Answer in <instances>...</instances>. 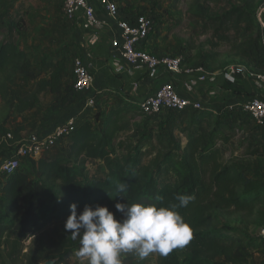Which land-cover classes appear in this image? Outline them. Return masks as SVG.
<instances>
[{
    "label": "trees",
    "instance_id": "16d2710c",
    "mask_svg": "<svg viewBox=\"0 0 264 264\" xmlns=\"http://www.w3.org/2000/svg\"><path fill=\"white\" fill-rule=\"evenodd\" d=\"M1 6L7 7L3 0ZM5 26L10 34L23 29L16 22ZM18 74L23 81L35 78L26 52L8 37L0 43V159L12 152L25 131L17 118L38 110L41 94L51 96L50 105L40 110L39 128L43 130L76 100L72 86H64L66 54L54 61L47 76L36 77V92L30 99L15 93L10 84ZM183 112L193 114L186 143L177 146L178 161L167 152L155 166L144 163L140 142L131 153L116 155L113 143L120 133L130 130V111L124 108L107 115L96 111L66 139L64 152L47 157L52 149L36 160H23L14 173L0 181V264H44L54 258L55 264H62L67 254L79 247V240H73L69 231H62L55 247L48 251L29 248L24 252V242L50 224L65 221L72 203L78 209L96 204L110 209L117 202L168 207L178 203L177 195L194 197L178 209L191 228L192 238L167 255L156 253L155 264H254L246 239L239 229L228 225L235 221L247 227L264 219L258 209L264 188L256 187L241 165L226 161L218 145L226 139L224 131L231 130L236 121L229 114L214 117L206 111ZM194 114H199L198 121ZM8 134L12 139L3 141ZM97 161L105 169L102 177L90 176L86 170L87 164ZM167 173H172L173 179L163 177ZM115 181L127 183V191L117 193ZM251 241L259 249L258 241Z\"/></svg>",
    "mask_w": 264,
    "mask_h": 264
},
{
    "label": "rangeland",
    "instance_id": "374dc122",
    "mask_svg": "<svg viewBox=\"0 0 264 264\" xmlns=\"http://www.w3.org/2000/svg\"><path fill=\"white\" fill-rule=\"evenodd\" d=\"M136 2L138 11L146 9L150 14L158 13L159 15L161 13L166 15L168 12L174 13L172 20L176 21V24L171 29L170 40L172 41V37L173 39L176 37L177 44H175L176 46L173 45L174 49H169L172 54L168 55L184 57V64L187 67L200 65L209 71H221L222 73L229 70H240L241 68L254 71L256 68L253 62H255V53H257L260 46V38L253 20V14L260 5L261 0H136ZM44 3L45 0L38 2L41 5H44ZM51 3L55 5L56 2L52 0ZM237 3L245 5L242 24H240V21L238 24L236 18L232 20L222 18L218 22H212L208 16L209 12L211 11L213 14L215 9L217 14L224 11L230 13L237 7ZM158 5L161 6L160 9H158ZM27 7L32 12V8ZM197 9H200L203 14L201 15ZM26 15L27 13L23 12L20 17H14V22L22 24L24 28L22 30L25 32L23 35L19 34L15 39L16 43L26 52L32 64L35 78L23 81L16 79L15 76L11 85L15 93L26 95V99H30L31 95L29 96V93L34 88L33 80H36V77L47 76L54 61L63 54H66L68 59V75L64 80V86L71 87L73 84L72 61L75 58H80V54L71 40V29H67L69 27L67 25L72 23L66 21L59 12L48 15L43 11L38 13L36 10V12H33L32 17L27 18ZM0 33H3L1 29ZM102 98L104 99V97ZM102 98L96 97L95 107L91 110L86 108V110L92 113L94 109H97L96 111H100L104 115L113 111L115 108H112L110 102L107 100L101 102ZM50 103V95L40 96L39 112L46 109ZM28 112L26 114V117L29 115L28 120L35 119L39 115H36V112L35 114H31L32 112L29 114ZM96 114L94 113L93 117ZM162 114L164 116L161 119L164 122L158 128ZM192 114L193 112L175 113L164 110L153 118H144L139 112L130 113V130L118 135L113 143V150L116 155H127L140 142L142 145L141 158L144 163L155 166L167 152H171L175 161H178L177 146L183 147L186 143L187 131L191 128L189 122ZM228 114L232 121H236V124L232 126L231 130H225L226 139L218 142L221 153L226 161H233L245 168L246 175L254 181L256 187L264 188V131L262 132L256 128L250 118L241 111L240 106H236L234 110H226L223 113L226 116ZM194 116L198 121L199 114H194ZM12 117H15V114ZM17 119L19 120V117ZM28 127L32 129L31 134L44 131L40 128L33 129L32 124H29ZM143 129L147 131L145 137L146 132H143ZM66 145V139L60 140L47 157L55 156L61 151L64 152ZM86 170L90 176L102 177L105 173L104 166L99 161L87 164ZM163 177L170 180L173 179V174L167 173ZM258 209L262 213L261 217L264 218V190ZM81 210L78 209V212ZM109 210L115 213L114 206ZM116 216L119 218V213H116ZM263 222L264 219L256 220L247 227H242L235 221L228 222L230 227L239 229L241 236L246 239L245 243L249 251L254 254V264H264V262L262 263L264 256L262 254L256 255L258 247L251 241L257 240L259 248H264V243L261 242L259 237V231L264 228ZM64 223L65 221L54 222L41 233L28 238L24 242V252L29 248L33 251L53 249L62 231L65 230ZM78 248L67 254L62 264H87L86 258L77 255ZM254 250L256 252H253ZM120 259L121 264H155L156 253L141 257L136 252H129L123 253ZM50 261H54L55 264L57 259H50Z\"/></svg>",
    "mask_w": 264,
    "mask_h": 264
},
{
    "label": "crops",
    "instance_id": "0c3cea01",
    "mask_svg": "<svg viewBox=\"0 0 264 264\" xmlns=\"http://www.w3.org/2000/svg\"><path fill=\"white\" fill-rule=\"evenodd\" d=\"M39 1L40 0H3L7 7H0V18L2 17L3 19L0 23L1 32L3 31V33H0V43L8 37H11L16 43L15 38H17L19 34L23 35V33H25L21 30L20 33L12 31L10 34L8 28L5 26L14 22V17H20L23 12L27 13V18L32 17L33 12H36V10L38 13L43 11L48 15H52L56 12H59L60 15H62V0H54L56 2L55 5H52V0H45L44 5L38 4ZM86 1L95 10L97 18L102 22V26L95 32L86 31L82 28L81 20H75L72 24L67 25L69 26L67 29H71L72 43L80 54V59L87 65L92 76L91 89L88 92L77 94L74 104L57 116L42 133L48 132L55 125L65 122V120L70 117H74L77 120L78 125L86 120L92 119V116L97 109H94V111L90 113L85 107L86 98L92 94H96V97H104L101 102L106 100L109 101L112 108H124L129 110L130 113L135 111L140 113L138 104L147 96L153 95L162 84L168 83L173 86L180 97L201 101L205 107V111L215 116L222 115L226 110L236 109V106H240L244 101L263 96L264 88H259L257 81L254 78V75L256 74H264V27L257 19L256 12L258 8L253 14V20L260 38V46L257 53H255V62H253V65L256 67L254 71L241 68L239 72L237 71L235 75H233L234 83H229L225 78L227 72H212L203 68L206 80L204 82H198L193 90L188 92L186 86L190 82L196 80L200 75L199 73L195 72L187 75L182 72L179 75H173L161 69L153 72L145 69L136 70L128 66L124 61L119 60L118 56L112 51L110 46L112 39L118 37V31L115 24L107 18L104 6L97 0ZM113 1L117 4L122 15L125 17L146 14L154 18V33L146 42L144 47L145 51L158 56L171 53L169 52V49H174V46H176L175 44H177L176 37L173 39L171 36L172 41L170 40V35H172L171 29H173L174 24H176V21L172 20L174 13L168 12L166 15H163V13L160 15L158 13L150 14L146 9L138 11L136 0ZM262 2L263 0H261L260 5ZM27 6L32 8V12L28 10ZM158 6V9H160L161 6ZM244 7V4H238L230 13L224 11L220 14H217L216 9L215 11L212 9L214 13L212 14L210 11L208 16L211 18L212 22H218L222 18H228L231 20L236 18V22L239 24L240 21V24H242L245 14ZM197 11H199L201 15L203 14L200 9H197ZM20 48L22 49L21 46ZM197 66L200 65H195V67ZM16 79L23 80V77L18 74L16 75ZM12 80L10 82L11 85L13 82ZM33 81L34 88L32 89V92L29 93V96L36 92L35 80ZM44 95L49 96L47 93L41 94V96ZM23 98L26 99L27 96L23 95ZM35 112L36 115L39 114L35 119L28 120L29 115L26 117L27 112L21 114L19 120L17 119V123H23L25 127V131L21 134L22 138L27 134H31L30 132H32V129L28 127L29 124H32L33 129L39 128L42 114L37 109H33L28 113L35 114ZM164 115L162 114V117L160 116L159 123L164 122V120L161 119ZM255 126L260 131H264V127ZM256 250V255L262 254V256H264V248H257ZM256 250L253 252H256ZM263 262L264 261H262V263Z\"/></svg>",
    "mask_w": 264,
    "mask_h": 264
},
{
    "label": "built area",
    "instance_id": "2783aa9c",
    "mask_svg": "<svg viewBox=\"0 0 264 264\" xmlns=\"http://www.w3.org/2000/svg\"><path fill=\"white\" fill-rule=\"evenodd\" d=\"M97 1L104 6L107 18L115 24L118 31V37L112 39L110 46L119 60L136 70L145 69L153 72L161 69L173 75H179L182 72L187 75L199 73V77L186 86L188 92H191L198 82L206 80L203 67H187L184 64V58L180 55L158 56L144 50L146 42L154 33L155 22L152 16L137 14L133 17H125L113 0ZM62 15L70 23L81 20L82 28L86 31L95 32L102 26L95 10L86 0H62ZM256 15L258 22L264 27V0L258 7ZM237 71L240 70H229L225 74L227 82L234 83L233 75ZM71 74L73 77L72 88L75 93L90 91L92 76L87 65L80 58L73 59ZM254 78L259 88H264V74H256ZM95 99L96 94L88 96L85 100V107L94 108ZM240 108L255 125L264 127V94L262 97L244 101ZM138 109L146 118H153L164 110L175 113L188 109L198 112L205 111L201 101L180 97L173 86L168 83L162 84L153 95L142 100L138 104ZM77 126V120L70 117L65 122L55 125L48 132L33 133L27 137H21L14 145L12 152L0 159V181L5 176L14 173L23 160H36L51 151L60 140L67 139ZM10 139L12 136L8 134L3 138V141L8 142ZM259 237L264 239V228L259 231Z\"/></svg>",
    "mask_w": 264,
    "mask_h": 264
},
{
    "label": "clouds",
    "instance_id": "9594fccd",
    "mask_svg": "<svg viewBox=\"0 0 264 264\" xmlns=\"http://www.w3.org/2000/svg\"><path fill=\"white\" fill-rule=\"evenodd\" d=\"M114 183L117 193L127 191V183ZM175 199L178 203L168 207L117 202L115 213L99 204L85 205L78 212L77 204L72 203L64 229L73 240H79L77 255L86 258L87 264H121V255L129 252L141 257L151 253L167 255L192 238L191 228L178 209L186 207L194 197L177 195Z\"/></svg>",
    "mask_w": 264,
    "mask_h": 264
},
{
    "label": "water",
    "instance_id": "95a60500",
    "mask_svg": "<svg viewBox=\"0 0 264 264\" xmlns=\"http://www.w3.org/2000/svg\"><path fill=\"white\" fill-rule=\"evenodd\" d=\"M44 264H54V261H47Z\"/></svg>",
    "mask_w": 264,
    "mask_h": 264
}]
</instances>
